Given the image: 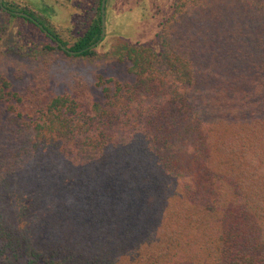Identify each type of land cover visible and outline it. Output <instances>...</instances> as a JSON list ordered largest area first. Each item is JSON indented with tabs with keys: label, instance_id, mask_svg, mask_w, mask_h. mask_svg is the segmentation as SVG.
<instances>
[{
	"label": "trees",
	"instance_id": "trees-1",
	"mask_svg": "<svg viewBox=\"0 0 264 264\" xmlns=\"http://www.w3.org/2000/svg\"><path fill=\"white\" fill-rule=\"evenodd\" d=\"M91 1L69 48L93 59ZM15 4L0 23L50 41L27 87L0 74V264H264V0H176L158 48L113 46L134 80L99 74L101 99L49 90L68 41Z\"/></svg>",
	"mask_w": 264,
	"mask_h": 264
},
{
	"label": "rangeland",
	"instance_id": "rangeland-1",
	"mask_svg": "<svg viewBox=\"0 0 264 264\" xmlns=\"http://www.w3.org/2000/svg\"><path fill=\"white\" fill-rule=\"evenodd\" d=\"M176 0H107V31L96 47L98 56L91 59L57 51L44 70L52 93L70 90L76 82L85 81L93 96L101 99L97 76H113L119 80H134L125 63L119 62L110 51L122 41L145 43L158 48L157 33L174 10ZM15 5L29 8L54 31L74 45L79 31L80 13L88 17L94 13L91 0H15ZM38 20V19H37ZM49 38L35 25L21 17H6L0 23V74L9 78L16 89L27 87L43 71L44 65L25 54L32 48H42ZM14 49L13 51H11Z\"/></svg>",
	"mask_w": 264,
	"mask_h": 264
},
{
	"label": "water",
	"instance_id": "water-1",
	"mask_svg": "<svg viewBox=\"0 0 264 264\" xmlns=\"http://www.w3.org/2000/svg\"><path fill=\"white\" fill-rule=\"evenodd\" d=\"M106 1L107 0H102V6H101V19H102V31H101V35L100 37L93 42L88 49L91 48H95L96 46H98L104 39L105 35H106V31H107V20H106ZM2 2V0H1ZM20 14H24V12H17ZM40 26H43L42 24H40ZM45 32L49 33V31L47 29H45ZM59 44H61V46L66 49L67 51L71 52V53H78V52H83L84 49L81 50H71L70 48H68L66 45H64L61 41H58Z\"/></svg>",
	"mask_w": 264,
	"mask_h": 264
},
{
	"label": "flooded vegetation",
	"instance_id": "flooded-vegetation-1",
	"mask_svg": "<svg viewBox=\"0 0 264 264\" xmlns=\"http://www.w3.org/2000/svg\"><path fill=\"white\" fill-rule=\"evenodd\" d=\"M1 1V0H0ZM2 3H3V0H2ZM106 3H107V1H106ZM9 11H11L12 13H14V14H16L17 16H24V17H26V18H31L32 20H34L36 23H38L39 24V26H40V24H42L41 22H39V20H37L32 14H30L29 12H26V11H23V10H11V9H8ZM17 12H24V14H20V13H17ZM106 20H107V17H106ZM43 25V24H42ZM41 28H43L44 29V31H45V29H47V28H45L44 27V25L43 26H40ZM48 30V29H47ZM49 31V30H48ZM47 33V32H46ZM47 34H49L52 38H54V39H56V40H58L57 39V37L54 35V34H52L50 31H49V33H47ZM59 41V40H58ZM69 48V47H68Z\"/></svg>",
	"mask_w": 264,
	"mask_h": 264
}]
</instances>
